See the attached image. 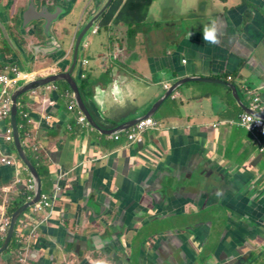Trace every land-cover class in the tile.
Listing matches in <instances>:
<instances>
[{"label":"crops","instance_id":"0c3cea01","mask_svg":"<svg viewBox=\"0 0 264 264\" xmlns=\"http://www.w3.org/2000/svg\"><path fill=\"white\" fill-rule=\"evenodd\" d=\"M33 1L36 11L47 4L64 14L49 38L22 37L29 0L2 2L12 47L0 32V70L16 65L25 76L18 85L67 71L70 55L57 57L69 51L75 24L107 0ZM253 2L258 9L247 12V0L111 1L79 55L87 62L82 100L103 133L80 122L64 82L17 101L22 148L42 195L53 199L51 209L31 208L18 219L0 264H20L19 254L24 264H162L157 249L170 250L174 264H264V136L236 124L242 105L252 110L247 90L264 103V0ZM207 27L215 42L204 39ZM189 77L234 85L239 99L227 85L200 81L165 98ZM159 102L149 117L160 126L143 143L128 142L125 124ZM7 128L9 119L0 122V223L33 196L13 140L4 142ZM136 235L144 239L133 247Z\"/></svg>","mask_w":264,"mask_h":264},{"label":"water","instance_id":"95a60500","mask_svg":"<svg viewBox=\"0 0 264 264\" xmlns=\"http://www.w3.org/2000/svg\"><path fill=\"white\" fill-rule=\"evenodd\" d=\"M4 0H0V6ZM112 0H107L105 5L100 7L99 2L95 1L94 2V7L90 9L91 11H88L87 13V21H85L82 26L80 25V22H77L75 24V33L77 34L76 37L74 38L73 35V42L72 45L67 52L61 53L57 57V60L61 58L62 56L65 57H70V61H68L67 65H69L67 71L64 69L60 70L59 73L56 74H51L47 77H42L38 79H33L30 81H26L22 84L17 85L12 93H11V114L9 117V122H10V129L12 130V140H13V145L15 148V151L17 153V157L19 161L22 163V165L26 168L31 182L34 187V192L32 199L28 202H26L24 205L19 207L12 215L10 218V225L9 229L7 231V235L5 237L4 243L0 248V254L5 252L10 244V241L12 239L13 233L16 228V224L18 219L26 213L29 209L33 208L35 205L38 204L41 196V181L39 179V176L31 164L29 158L26 156L23 148H22V140L20 136V127L18 126V121H17V116H18V105L17 101L19 97L25 95L26 93L36 91L37 89H40L49 84H53L56 82H64L68 85L70 91L72 92V97L74 99V103L78 110L80 111L81 114L86 118V121L93 127H95L99 132H102V129L96 125V122L92 118L90 112L88 111L86 105H84L81 93H83L81 90H83L84 87L82 86V83L85 82V75L83 73L84 71V65L82 58L79 56L81 51L85 48V39H87V36L92 33L94 30L93 28L96 26L98 19L104 14L106 9L108 8L109 4L111 3ZM12 2V1H11ZM11 2L9 4H11ZM48 5L46 4L45 7H42L40 10L36 11V5L33 0H29L27 8L23 10L21 17H20V25H19V35L22 37H25L26 35H30V37L41 34L44 39L49 38L50 36V26L55 24V21L59 19L64 13L63 10L60 7H54L53 9L49 10ZM18 21L13 20L11 21V27L12 28H18ZM66 29V28H65ZM64 29V30H65ZM69 29V27H68ZM66 30V32H69V30ZM93 29V30H92ZM63 30V28L61 29ZM0 32L4 37V41L6 44L10 45L12 47L11 41L8 39L9 35L6 33V30L0 22ZM5 44V43H4ZM25 45L27 44L24 43ZM28 45V44H27ZM30 46V43H29ZM14 49V48H13ZM29 51V50H28ZM32 57L29 60V63H36L34 62L36 60V52H28ZM70 53V54H69ZM15 61V60H14ZM60 63H56V66L58 67ZM28 74V73H25ZM192 81H200V82H207V83H217V84H223L229 86L233 92L234 95H236V98L239 99L238 94H237V89L234 85L224 83L221 80L217 79H212V78H205V77H189L186 79H182L179 83H177L175 86H173L166 94L165 98H168L173 91H175L179 86L186 84L187 82H192ZM86 86V83H85ZM160 104V102L149 112L147 115L144 117L135 119L133 121L128 122L125 124L126 128H130L137 124L139 121L142 119L148 118L149 116L153 115V110L157 108V106ZM243 109L247 113L254 114L257 117H263L264 115H261L260 113L253 112L249 108L243 106ZM105 132V131H104ZM155 237V236H154ZM153 237L149 238L148 243L152 242ZM144 238L142 236H135L133 239V247L139 245L142 243ZM156 247V244L153 246ZM157 248V247H156ZM155 257L159 260V263L162 262V264H174V254L170 252V250H165V252L160 251L157 249L154 251ZM165 253V254H164ZM130 263H132V259L130 258ZM133 264V263H132Z\"/></svg>","mask_w":264,"mask_h":264},{"label":"built area","instance_id":"2783aa9c","mask_svg":"<svg viewBox=\"0 0 264 264\" xmlns=\"http://www.w3.org/2000/svg\"><path fill=\"white\" fill-rule=\"evenodd\" d=\"M95 32V30H93ZM86 61H83V64H86ZM29 75H26V78H28ZM25 79V76L16 65H8L4 66L0 70V122H7L10 114H11V93L13 89L18 85V83ZM231 79V78H229ZM53 89L56 87L52 86ZM248 94L252 95V102H251V108L253 111H256L260 113L261 115H264V103H262V100L259 96L254 95L251 93L250 90H247ZM174 98V96H173ZM50 117H47L45 120L46 122L50 121ZM80 122L86 123V118L81 117L79 118ZM236 124L247 131L253 133L257 136H264V118L263 117H257L254 114L243 112L238 116V120ZM160 126V124L155 121L153 118L148 117L145 119H142L137 124L132 126L127 132L125 133L126 139L130 143H143L144 141V133L149 129H157ZM115 140H120V135H115L113 137ZM5 143H12V130L10 128H7L5 130V137H4ZM261 151H264V148L261 149ZM5 166L11 167L12 161L6 160L4 161ZM27 191L32 192L34 191L33 185L30 183L27 186ZM57 191H60L58 189ZM32 197L28 198L27 201H30ZM52 199L47 195L40 196V200L37 205L33 207L34 211H41V210H49L52 208ZM10 225V219L4 218L2 222L0 223V236L3 238L6 236L7 231L9 229ZM22 254H19L18 256V262L20 264L25 263V259L22 257Z\"/></svg>","mask_w":264,"mask_h":264},{"label":"trees","instance_id":"16d2710c","mask_svg":"<svg viewBox=\"0 0 264 264\" xmlns=\"http://www.w3.org/2000/svg\"><path fill=\"white\" fill-rule=\"evenodd\" d=\"M81 87H85V82H83L82 83V86ZM17 119H18V117H17ZM19 124V123H18ZM26 134V130L24 129V128H20V136H21V140L24 138V135ZM23 199H21V200H19V202L17 203V204H13L14 206H12L8 211H7V213H6V216L8 217V218H11V215L19 208V207H21L24 203H26L27 202V200H28V196H26V194H25V196H23L22 197ZM12 244L14 243V240L12 239V242H11Z\"/></svg>","mask_w":264,"mask_h":264},{"label":"clouds","instance_id":"9594fccd","mask_svg":"<svg viewBox=\"0 0 264 264\" xmlns=\"http://www.w3.org/2000/svg\"><path fill=\"white\" fill-rule=\"evenodd\" d=\"M204 39L210 42H215V31L214 28L207 27L204 31Z\"/></svg>","mask_w":264,"mask_h":264},{"label":"flooded vegetation","instance_id":"af4514ba","mask_svg":"<svg viewBox=\"0 0 264 264\" xmlns=\"http://www.w3.org/2000/svg\"><path fill=\"white\" fill-rule=\"evenodd\" d=\"M254 0H250V2L247 0V3H246V7H248L247 8V12H250V10H255V9H258V7L256 6V5H254V2H253ZM262 2V0H260V3ZM84 12H85V9H84V11L81 13V15H82V17H83V15H84Z\"/></svg>","mask_w":264,"mask_h":264},{"label":"rangeland","instance_id":"374dc122","mask_svg":"<svg viewBox=\"0 0 264 264\" xmlns=\"http://www.w3.org/2000/svg\"><path fill=\"white\" fill-rule=\"evenodd\" d=\"M216 221H217V220H216ZM218 225H223V223H221V224H220V223H218Z\"/></svg>","mask_w":264,"mask_h":264}]
</instances>
